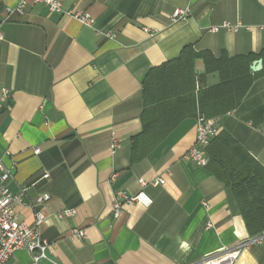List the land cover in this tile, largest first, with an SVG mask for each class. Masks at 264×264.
Listing matches in <instances>:
<instances>
[{
  "label": "crops",
  "instance_id": "obj_1",
  "mask_svg": "<svg viewBox=\"0 0 264 264\" xmlns=\"http://www.w3.org/2000/svg\"><path fill=\"white\" fill-rule=\"evenodd\" d=\"M60 2L88 14L92 25L41 4L17 12L18 0H0V88L10 90L0 110V162L11 173L9 191L23 189L24 203H11L17 221L32 227L33 211L43 214L37 230L50 245L45 264H202L218 249L243 243L232 264H264V232L251 236L230 189L184 156L197 117L183 118L130 160L144 77L190 47L215 56L250 54L249 66L261 59L240 102L211 119L264 167V0ZM185 7L188 15L171 21ZM223 21L242 26L208 30ZM193 69L201 77L196 88L218 80L216 72L204 74L200 59ZM140 177L164 182L140 186ZM119 189L142 190L151 203L127 205L114 218ZM62 209L74 213L59 217ZM72 229L84 235L72 236ZM29 263L23 248L8 261Z\"/></svg>",
  "mask_w": 264,
  "mask_h": 264
},
{
  "label": "trees",
  "instance_id": "obj_2",
  "mask_svg": "<svg viewBox=\"0 0 264 264\" xmlns=\"http://www.w3.org/2000/svg\"><path fill=\"white\" fill-rule=\"evenodd\" d=\"M252 58L215 56L207 49L185 47L177 58L151 68L142 81L141 130L132 137L130 160L142 158L183 118L211 119L233 109L256 75L249 69ZM196 59L202 60L204 74L217 73L216 83L196 88L201 79L193 69ZM206 154L205 166L230 189L248 233L262 234L264 167L224 129L210 140Z\"/></svg>",
  "mask_w": 264,
  "mask_h": 264
},
{
  "label": "built area",
  "instance_id": "obj_3",
  "mask_svg": "<svg viewBox=\"0 0 264 264\" xmlns=\"http://www.w3.org/2000/svg\"><path fill=\"white\" fill-rule=\"evenodd\" d=\"M29 4H41L49 13H60L68 17L77 19L84 25L91 26L92 18L81 10L76 9H64L60 0H18L15 7V11L23 12L27 9ZM189 9L185 7L183 9L176 8L172 15L171 21L175 22L185 18L188 15ZM3 21L0 22V24ZM242 25L240 23L231 24L228 21H223L218 25H213L208 28L209 31H217L219 28H223L227 31H236ZM3 39V35L0 30V41ZM10 97V90L5 87L0 88V110L4 108ZM218 128L215 122L210 118L198 116L196 118L195 125V138L192 145L185 153V157L193 160L197 164L206 165L207 154L206 147L210 140L217 134ZM115 146V141L112 142L111 147ZM38 148L34 149L37 153ZM46 176V174L44 175ZM11 177V173L0 162V264H8L9 259L13 255L14 251L20 248L26 249L30 255L29 264H45L49 262V243L42 238L37 230V226L43 220V214L40 210H34V226L30 227L25 222H18L16 215L11 207L13 201L23 202V189L18 193H12L7 188L5 182ZM140 186L146 184L157 185L163 183L164 179H154L146 181L140 177L137 179ZM41 199L43 201L48 199L47 194H43ZM134 203H140L147 206L151 203L150 197L139 190L136 193H128L125 190L119 189L115 192L111 203V214L114 218H117L122 209ZM74 213L73 209H62L57 214L59 217H69ZM71 235L82 237L84 232L80 229H72ZM243 244L235 245L231 248H220L215 253L208 255L202 260V264H232Z\"/></svg>",
  "mask_w": 264,
  "mask_h": 264
},
{
  "label": "water",
  "instance_id": "obj_4",
  "mask_svg": "<svg viewBox=\"0 0 264 264\" xmlns=\"http://www.w3.org/2000/svg\"><path fill=\"white\" fill-rule=\"evenodd\" d=\"M260 67H261V59H256L251 62L249 69L252 72H256L260 69Z\"/></svg>",
  "mask_w": 264,
  "mask_h": 264
}]
</instances>
